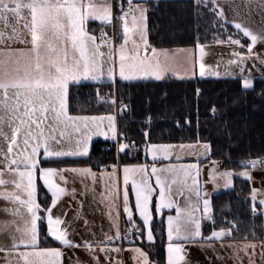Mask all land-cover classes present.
I'll return each mask as SVG.
<instances>
[{
  "label": "snow or ice",
  "instance_id": "1",
  "mask_svg": "<svg viewBox=\"0 0 264 264\" xmlns=\"http://www.w3.org/2000/svg\"><path fill=\"white\" fill-rule=\"evenodd\" d=\"M126 2L127 9L121 5V14L114 17L113 4L109 0H0V139L7 146L6 150L0 148V199L11 205L3 209L11 219L0 223V232L6 233L11 240L10 246L0 247V252L5 253V264H62L63 252L59 247H40L39 224L45 221L47 237L64 247H84L92 255L94 264H102L97 251L104 256L103 264H123L122 260H114L112 256L122 251L116 241L134 244L130 237L140 239L144 235L134 223L130 195L134 197L135 212L147 228L149 243H154L153 205L156 213L175 209V215L167 217V264H187L185 244L198 241L208 247L218 241L221 247L233 249L237 264H243L241 253L248 258V264H256L254 257L257 255L264 260V241L257 245L245 237L243 243H224L231 239L236 225L219 230L213 227L210 235H203L202 221L209 220L215 225V220L210 215V200L207 193L202 192L197 178L198 165L155 166L158 156L170 159L172 145L149 146L153 160L150 173L147 165L125 166L122 189L117 183L115 165L110 172H102L99 176L91 168L43 166V161L88 156L93 137L113 140L117 137L115 115L72 114L69 104L71 86L87 80L101 82L105 75L109 81L115 82L117 74L122 81L149 77L161 80L168 72L167 53H158L148 41L147 7L134 4V0ZM196 3L211 6L225 31L231 24L237 34L250 41L247 55L236 51L232 54L236 59L229 60V64L239 69L243 88L252 89L250 75H244L245 61L253 55V48L264 42V33L254 32L242 22L227 20L217 0H196ZM114 19L121 25L122 42L118 48L115 38L109 39L106 32L97 37L88 27L91 21L111 26ZM227 42L244 48L241 39L233 38L231 33ZM12 44L23 47H12ZM102 46H107V53L101 51ZM200 55H205L203 47ZM105 62L110 64L106 74ZM204 67L200 65L201 77L205 75ZM116 102L115 98L110 100L112 105ZM203 147L205 151L210 148L208 144ZM127 148V144L119 145L121 152ZM258 166H264V158L241 161L244 170L238 175L251 180L250 170ZM69 172L91 179L92 187L89 189L85 185V191L80 193L83 196L91 191L95 197V185L98 181L104 182L100 202L108 209L114 235L106 233L102 241L85 240L82 244L70 239L65 219L53 215V208L62 197L76 196V189L67 187L65 174ZM233 175L230 170L218 172L213 168L210 178L213 182L223 180L224 186L230 187ZM152 177L155 178L154 184ZM38 181H42L46 198L50 194V206L42 207L38 201ZM258 195L264 193L253 188L251 211L254 214ZM121 198L127 221L133 225L123 234L117 206V200ZM179 198H183V205L178 202ZM258 204L264 214V198L259 199ZM128 250L133 253L136 264H151L149 254L142 247Z\"/></svg>",
  "mask_w": 264,
  "mask_h": 264
},
{
  "label": "trees",
  "instance_id": "2",
  "mask_svg": "<svg viewBox=\"0 0 264 264\" xmlns=\"http://www.w3.org/2000/svg\"><path fill=\"white\" fill-rule=\"evenodd\" d=\"M144 4L148 9L151 47L171 49L228 43L231 33L244 44L239 51L247 53L249 41L230 24L225 31L211 6L198 5L196 0H149ZM88 27L99 37L101 30L112 25L90 22ZM115 27L119 34L118 24ZM114 90L126 104L117 117L118 142L128 148L118 153L117 142L98 140L88 157L51 160L43 162V166L101 170L113 165H141L148 163L145 148L151 144L206 143L210 146L209 159L223 162L234 171L243 169L241 161L264 158V79L254 80L253 88L248 90L243 88L241 78L168 77L163 81L79 84L70 88V111L81 115L113 113L114 105L102 98L112 96ZM251 191L248 181L235 179L232 190L214 195L215 225L212 221L206 223L205 234L209 235L213 227L219 230L236 225L231 240H263L264 218L259 205L256 214L251 211ZM38 193L42 207L48 206L49 199L41 187ZM151 227L154 243L136 239L134 245L142 247L153 263L166 264L164 224L154 218ZM39 229L40 246L56 247L46 235L45 222Z\"/></svg>",
  "mask_w": 264,
  "mask_h": 264
},
{
  "label": "crops",
  "instance_id": "3",
  "mask_svg": "<svg viewBox=\"0 0 264 264\" xmlns=\"http://www.w3.org/2000/svg\"><path fill=\"white\" fill-rule=\"evenodd\" d=\"M238 1H247V2H253V3H254V1L255 2H263L262 3L263 6L260 9H262L264 11V0H217V3H219V2L220 3H229V2L235 3ZM97 2H101V0H97ZM121 2L127 3L126 0H123ZM112 4H113V15H114V13H116V5L119 3L112 0ZM234 11L236 12V10H234ZM229 21H232V20H229ZM91 22L100 23L99 21H91ZM12 23L14 24L15 21H12ZM0 29H2V25H0ZM119 30H120V28H119ZM106 31L110 32L111 34H113L114 36H116L118 38H120V36H121L120 33L118 34V32H116V28H108V29H106ZM119 43H121V40L118 39V42H117V40L115 38V46H117ZM11 46L12 47H23V45H20V44H12ZM101 51L106 53L105 46L101 47ZM102 59H106V57H103ZM160 59L162 62L164 61L162 56L160 57ZM168 67H169V65H168ZM168 72H169V70H168ZM168 72L165 74L164 78L161 80H156L152 77H149V78H145V79H137V80H132V81H122V80H120V78L118 76L119 79L117 78L115 80V82H110V81L109 82H103V80H106L104 78L101 82H95V81L87 80V81H81L80 84H101V83H114V84H116L117 82L130 83V82H141V81H163L164 79H166L168 77H172V78H175L178 80H191V79H179L177 77L171 76V74H169L170 72L169 73ZM108 95H106L102 98L103 102H104V98L108 97ZM116 95H117L116 90H114L113 95L110 96V100L112 98H115ZM119 113L120 112H118L114 106V112L113 113L103 114V115H115L116 127H117L116 139L113 140V139H104V137H93L91 144H90L89 155H90L92 145L98 140L117 142V145L119 144V142H118V139H119L118 119H117ZM6 147H7L6 144H4L3 140L0 139V148H4L6 150ZM147 150H148V146H146V148H145L146 154H147ZM88 156H86V157H88ZM77 158H85V157H66V158H62L59 160L77 159ZM53 160H55V159H53ZM159 160L160 159H158V161L156 160L155 163L161 162ZM172 161L176 162V163H180V162H184L186 160L173 159ZM43 162H46V161H43ZM148 165H149V168H151L153 166L150 164H148ZM219 166L222 169L226 168L225 163H223V162H220ZM0 167H2V165H0ZM56 168H71V167H56ZM77 168H90V167L80 166ZM116 168H117V177H116L117 183H118V186L122 189V187H123V167L118 165V166H116ZM111 170H112V168H110V169L105 168V169H101V170L92 169V171L96 172L98 176L102 172H105V171L110 172ZM254 171H255L256 175L261 174L263 172V166H258L256 169H254ZM65 175L68 179L67 187L70 190L72 188H75L76 189V196H75V198H73L72 196L62 197L61 201L58 202L57 206L55 208H53V215L54 216H61L63 219H65L66 225L68 227V231L70 233V239L75 241V243H77V244H82V242L85 240H87V241H102L104 239V236L106 233L109 235H114L115 229L112 227L111 221L108 218V215H107L108 209L104 203L100 202V193H102L104 191V182L98 181V183L95 185V193H96L95 197L93 196L91 191L88 192V195L83 196V195H80V193L85 191V185H87L89 189H91V187H92L91 179L86 178V177H81L79 175H75V174L70 173V172L66 173ZM254 180H256L255 177H253V180H251V182L248 181L251 184L252 189L256 188V187L264 188V185L262 184V182H260V180H257L258 182L254 181ZM255 182H256V184H255ZM38 184H39V188L41 187L44 191V194H46V190L42 186V181H38ZM200 185L205 187V191L208 190L210 192H216V190H217L216 188H220V191L213 194V196L220 194V193H223V192H228V191L232 190V188H233L231 186L225 187L224 184H200ZM47 197L49 199L48 206H50V194H47ZM179 199H181L182 200L181 202L184 203L183 198H179ZM249 199L251 200L250 197H249ZM258 200H257V205H259ZM38 201L40 202L39 193H38ZM130 201H131L132 206H133L134 223L138 228L142 229L144 232V235L140 239H144L147 242V240L145 238L146 233H147L144 230L145 226L143 225V221L139 217V214L137 212H135L134 197H132L131 195H130ZM252 204H253V202H252ZM117 206H118V211L120 213L119 217H118L120 230L122 231V229H124V227L128 228V229L132 228L133 225L127 221V217L123 212L122 198L117 200ZM5 207H11V205H8L5 201L0 199V223L11 219L10 216H8L4 213L3 209ZM260 211H261V208H260ZM114 215H115V213H114ZM262 215L264 218V214H262ZM211 216L213 217V207H212ZM85 221L87 223H85ZM204 222L206 223V222H211V221H209V220L202 221V233L205 237H207L208 234H205V232H204V227H203ZM62 227H64V225H62ZM39 228H40V224H39ZM45 231H46V235H47L46 221H45ZM48 238L52 242H54L57 245L56 247H59L61 249V251L63 252V256L61 258L62 264H94L92 255L84 247H79V248L64 247V246L60 245L59 242L54 241L51 237H48ZM131 238L134 241L136 240L135 236H132ZM244 241L245 240L237 241V240L229 239V240H225L224 243L225 244L243 243ZM261 241H264V239ZM261 241H252V242H255L257 245H259L261 243ZM167 244H168V240H167L166 246H165L166 264H167ZM202 244L204 246H202ZM10 245H11V240H10L9 236L6 233L0 232V247H7ZM116 245L121 246L122 251L119 254H112L114 260L115 259L122 260L123 264H136V262L132 259L133 253L131 251H129L128 249H130L131 247H139V246L134 245V244L124 245L122 243L120 244L118 241H116ZM43 247H47V246H43ZM256 251H257V253H259V251H260L259 247H257ZM96 254L100 257V260L103 264V261H104L103 254L99 253L98 251ZM240 255L243 259V264H248V258L246 256H244L243 253H241ZM4 257H5V253L0 252V264H5ZM218 257H220V258H218ZM185 259H186L187 264H237V261L235 260V258L233 256V249L228 248V247H221V244L218 241L214 242L213 247H208L203 241L185 244ZM254 259L256 261V264H264V260H262L259 255L254 257ZM150 262H151V264H155L151 260H150Z\"/></svg>",
  "mask_w": 264,
  "mask_h": 264
},
{
  "label": "rangeland",
  "instance_id": "4",
  "mask_svg": "<svg viewBox=\"0 0 264 264\" xmlns=\"http://www.w3.org/2000/svg\"><path fill=\"white\" fill-rule=\"evenodd\" d=\"M118 2L119 4H125L127 7V3H123L121 1L123 0H114ZM149 1V0H134V4H139L141 6L145 7L144 2ZM109 2L112 3V0H109ZM263 2H247V1H238L235 3H218L220 8L223 9L225 17L227 20H232V21H239L242 22L245 26L249 27L252 29L254 32H259V33H264V11L260 9L263 4ZM127 9V8H125ZM236 10V12L234 10ZM121 14V11L116 9V13H114V17H118ZM116 19H114L115 21ZM111 28H116L117 26L120 28V35H121V25L118 20H116V23H114ZM106 30V29H103ZM101 30V31H103ZM111 38H116L118 42V37L114 36L110 32H108ZM122 42V41H121ZM250 43V41H249ZM119 44L116 46L118 48ZM130 46V45H129ZM201 47L204 49L205 55L201 57L200 55V50ZM239 46L237 45H232L230 43H218V44H202L196 46V47H187V48H171V49H157L158 53H167V62L169 65V74L171 76L177 77L179 79H193V78H214V79H222V78H240L241 74L239 69L235 65H230L229 60L231 59H236L232 54L236 51H239ZM106 53L108 51L107 46H105ZM247 55V53H244ZM162 56V55H161ZM163 57V56H162ZM117 59V66H118V56L116 57ZM164 59V57H163ZM105 61L107 60L104 59ZM261 61H264V42L258 43L254 48H253V55L245 61V66H246V71L244 73L245 76L251 77L252 81L256 79H264V63ZM203 64L205 75L201 77L200 75V65ZM110 66L108 62H105L103 64V68L105 71V74L107 73V69ZM117 72H118V67H117ZM215 73H219V75H216ZM118 78V74L115 78V80ZM105 79L103 82H109L107 79V76L105 75ZM119 79V78H118ZM112 82V81H110ZM243 83V82H242ZM206 143H196V144H155V145H172L171 149V157L169 160H164L162 156H158V159H160L158 163H155V166L157 168L165 167L169 164H197L198 169H199V175H198V181L199 184H224L223 180H216L213 182V180L210 178V173L212 172L213 168H216L218 172H223L225 170H230L234 173L233 175V181L231 187L234 186L235 179H241V180H247L250 181L253 180V177L256 178L257 180H260L262 184L264 185L263 181V175L264 172H262L259 175L255 174L254 170L251 171V180L239 176L238 173L243 171L244 169L241 170H231L228 169L227 167L222 169L219 166V161L211 160L209 159L210 157V148L208 151H205L203 145ZM119 145L118 144V153L119 151ZM153 145V144H151ZM150 145H148V150L147 154L145 151V157L148 160L147 164L148 166V171L149 173L151 172V168H149V165H153V160H152V155L150 151ZM183 146V148H181ZM179 157L180 160H186L184 162L176 163L173 162V159H177ZM214 162H217L214 164ZM140 165V164H139ZM144 165V164H141ZM128 166H136V165H128ZM123 168L125 166H122ZM152 182L154 184L155 178L152 177ZM255 182V184H256ZM202 192L207 193V198L210 200V215L212 213V196L216 192L220 191V188H216V192H210V191H205V187L201 186ZM255 189H258L260 193H264V188H259L256 187ZM252 192V191H251ZM251 198V194L249 196ZM264 198V195H258L257 200ZM155 197H154V203H155ZM182 200L179 199L178 202L183 205ZM168 215H175V209L168 210V209H163L160 213H156L154 210V205H153V219L151 221V226L154 221V218H157L158 221L163 222L164 224V231L166 235V240H167V217ZM205 223V222H204ZM203 223V227L205 224ZM144 230L147 232L146 226L144 227ZM147 234V233H146ZM146 238V237H145ZM147 240V239H146Z\"/></svg>",
  "mask_w": 264,
  "mask_h": 264
},
{
  "label": "built area",
  "instance_id": "5",
  "mask_svg": "<svg viewBox=\"0 0 264 264\" xmlns=\"http://www.w3.org/2000/svg\"><path fill=\"white\" fill-rule=\"evenodd\" d=\"M121 5H123L124 8H127V6H126L125 4H118V5L116 6V8H118V10H120ZM102 32H106V33H107V37L110 39V35H109L108 31H106V30L101 31L99 37L101 36V33H102ZM115 99H116V101H117L116 104H115V108L117 109V111H122L123 109H125V107H126L125 102L122 101V100H119V99H117V98H115ZM105 101H108V98H107V97L104 98V102H105ZM263 172H264V169H263ZM262 177H263V181H264V175H263ZM127 229H128V228H125V227H124V229H122L121 233L123 234V233L125 232V230H127ZM130 239H132V238L130 237ZM118 242H119L120 244L122 243V244H124V245H131V244H129L127 241H123V242L118 241Z\"/></svg>",
  "mask_w": 264,
  "mask_h": 264
},
{
  "label": "water",
  "instance_id": "6",
  "mask_svg": "<svg viewBox=\"0 0 264 264\" xmlns=\"http://www.w3.org/2000/svg\"><path fill=\"white\" fill-rule=\"evenodd\" d=\"M264 167V166H263Z\"/></svg>",
  "mask_w": 264,
  "mask_h": 264
}]
</instances>
